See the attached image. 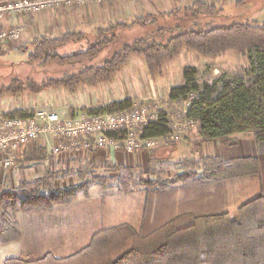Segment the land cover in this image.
I'll use <instances>...</instances> for the list:
<instances>
[{
	"label": "trees",
	"instance_id": "obj_1",
	"mask_svg": "<svg viewBox=\"0 0 264 264\" xmlns=\"http://www.w3.org/2000/svg\"><path fill=\"white\" fill-rule=\"evenodd\" d=\"M223 18V10L196 0L186 9L156 12L130 23L115 22L97 28L92 34L72 30L57 37H37L20 51L28 54L27 63L49 70L44 75L13 78L8 85L0 86V97L37 95L49 89L74 93L81 85L109 84L133 57L140 58L149 77L156 80L163 76L164 63L178 57L183 50H193L207 58L236 51L246 54L249 63L240 76L224 73L200 82L197 67H184L183 83L170 89L169 109L159 110V120L143 127L141 136L165 139L173 131L172 119L177 118L193 121L202 141L229 142L234 135L252 133L257 142H264V21L216 23ZM137 28L147 31L119 46L111 56L100 57L104 50L122 42L120 36L125 32ZM71 44H79L82 48L71 54L59 53L60 48ZM185 102L189 106L178 111L177 107ZM134 103L135 100L126 97L88 112H119L135 106ZM25 114L27 112L15 110L7 115ZM42 151L35 149L26 159H37ZM209 161L216 164L215 173L224 178L260 175L256 157L229 162L211 158ZM182 163L186 171L177 179L187 181L194 174L192 168L198 167L199 162L187 157ZM117 169L121 172L122 183L136 179L133 168L117 166ZM47 185L48 192L43 195L27 188L22 191L0 187V245L22 238L17 218L20 212L26 215L49 213L54 205L76 199L83 188L72 185L58 189L52 181ZM84 194L88 196L87 192ZM161 223L147 233H135L127 225L131 230L128 235L119 226L109 227L89 245L69 256L56 257L47 253L34 260L9 258L4 264H264V192L242 203L235 217L226 210L205 214L188 211L170 216ZM99 236H103L102 239H98Z\"/></svg>",
	"mask_w": 264,
	"mask_h": 264
},
{
	"label": "rangeland",
	"instance_id": "obj_2",
	"mask_svg": "<svg viewBox=\"0 0 264 264\" xmlns=\"http://www.w3.org/2000/svg\"><path fill=\"white\" fill-rule=\"evenodd\" d=\"M233 21L237 20L224 15V18L216 23L229 24ZM146 31L147 29L137 28L131 32H125V35L120 36L122 42L104 50L100 57L111 56L119 46L130 43ZM81 48L79 44H71L60 48L59 53L71 54ZM27 57L28 54L23 52L0 53V86L8 85L15 77L47 73L48 67L29 64L26 62ZM133 58L132 60L135 61L131 66L141 68L135 73L130 87L125 84L120 86L121 89L115 94L116 98L131 94L135 100V106L151 105L160 111L169 109L167 105L169 89L172 88L171 86L178 85L184 67H197L200 70L199 81L206 82L224 73L243 75L249 66L247 55L241 52L228 51L218 57L207 58L196 51L183 50L178 57L164 63L163 76L152 80L142 60L137 57ZM101 97L103 100L107 99V95ZM177 108L178 111L185 110L187 103ZM172 121V132L176 127L186 130L184 137L189 140L197 134L195 133L196 124L187 121L182 128L184 124L181 125L182 120L173 118ZM173 135V138H168L170 142L180 139V135L175 133ZM46 139L50 140V148H52L51 137ZM46 139L39 140L46 142ZM164 142L168 141L159 140L157 148L150 152L155 153L161 149V144ZM22 153L19 154L22 155ZM158 155L160 156L159 153ZM25 156L20 159L16 158L14 161L13 166L19 173L21 170L30 169ZM183 160L180 159L176 163L180 162L178 165H183ZM171 171L174 173L175 167L173 164L170 166L168 162L159 163L157 166L152 164L146 169L137 167L132 171L136 179L133 182L122 183L121 172L117 166L108 163L100 166L89 164L71 169L66 168L56 173L46 172L43 174L45 175L43 179L37 180L38 175L37 178L31 177L25 185L22 184L23 186L20 181H17L18 190L23 191L27 188L40 195L47 194V183L51 181L58 189L72 185H80L83 188L77 194L76 199L67 204L56 205L49 213L20 215L19 220L27 240L20 245V252H17L15 257L34 260L44 257L47 253L54 254L56 257H66L89 245L99 233L109 227L119 226L125 235L131 232L127 225L135 233H147L158 228L165 219L181 212L194 211L198 214H205L226 210L232 217H235L237 208L260 192L258 181L260 175L224 178V175L214 173L211 178L208 173L195 174L194 172L189 180L181 181L177 179V175L169 178L168 172ZM39 181L42 185H38ZM8 183L7 189H15L10 185L12 183L10 176ZM84 192H87L88 196ZM102 237L99 236L98 239Z\"/></svg>",
	"mask_w": 264,
	"mask_h": 264
},
{
	"label": "crops",
	"instance_id": "obj_3",
	"mask_svg": "<svg viewBox=\"0 0 264 264\" xmlns=\"http://www.w3.org/2000/svg\"><path fill=\"white\" fill-rule=\"evenodd\" d=\"M195 1L106 0L101 3L90 2L73 7H62L57 10H47L36 14H7L0 19V32L6 31L10 33L13 30L20 29V37H7L4 40H0V53L21 52L20 49L25 44L37 37H57L62 33L72 30L92 34L97 28L108 26L115 22L130 23L138 17L152 15L156 12H171L186 9L192 6ZM201 1L223 10L226 17L233 18L234 20L264 21V0ZM133 61L135 60H131L129 66L123 69V71H120L109 84H102L95 87L81 85L74 93L64 89H49L37 95L24 93L18 96H2L0 97V114H10L15 110H22L27 113L34 110H54L62 115L72 116L80 112H87L89 109L95 107L107 105L115 100H122L126 97H131L134 100L131 94H126L119 98L115 96L119 92L118 90L121 89L120 86L122 87L125 84V86L130 87L136 75L135 73L141 68L140 66H131ZM140 65L142 66V63ZM182 83L181 73L180 82L177 84L181 85ZM101 92L102 94H100ZM103 95H107L106 100H103L101 97ZM186 122L183 121L181 123V125L184 123L182 128ZM174 133L180 135L179 140L170 142L169 137L167 139L160 138V140L168 141L161 144V149H158L155 153L144 150L137 154H129L124 150H115L113 148H93L77 153L67 151L54 154L50 148V140L46 139V142L38 140L27 150H24L22 155H16V158L20 159L24 155L28 154L29 156L33 154L35 149L43 150L37 159L27 160V156L24 157L29 164V172L27 170H21V173H19L14 166L6 168L3 163V156H0V187L7 189L6 186H9V176L12 181L10 185H12V188L17 189V181L23 184L29 181L31 177L37 178V175V180H40L45 176L43 174L49 171L56 173L66 168L71 169L89 164L100 166L106 163L112 166L131 167L133 169L142 167L146 169L152 164L157 166L159 163L168 162L170 166L173 164V167H175L174 173L172 171L168 172L170 178V176L172 177L174 175L180 176L186 171L184 166L178 165L180 162L176 163V161L187 157L194 158L199 162V166L192 168L191 171L195 172V174L200 172L204 174L208 173L212 178L214 176L213 173H215L214 169H216V164L211 163L212 161L207 162L211 158H218L224 162H229L237 158L256 157L260 163V177L258 179L260 192H264V142H257L252 133L234 135L230 138L229 142H224L219 139L202 141L197 134H195L192 140H189L184 137L187 131L178 129V127L174 130ZM195 133H197V130ZM38 183V185H42L41 181ZM20 215L26 214L20 212L17 217L22 231V238L18 242L0 245V264H4L9 258H15V254L20 252V245L27 240L23 226L19 220L21 219Z\"/></svg>",
	"mask_w": 264,
	"mask_h": 264
},
{
	"label": "built area",
	"instance_id": "obj_4",
	"mask_svg": "<svg viewBox=\"0 0 264 264\" xmlns=\"http://www.w3.org/2000/svg\"><path fill=\"white\" fill-rule=\"evenodd\" d=\"M103 1L106 0H0V19L11 13L36 14ZM20 31H2L0 40L19 38ZM153 108L151 105H141L119 112L87 111L72 116L54 110H34L23 116L0 114V156H3L4 166L11 167L17 154L39 139L48 137L53 141L51 150L54 154L67 151L77 153L93 148H113L129 154L151 151L157 148L160 138L142 137L141 131L159 120V110ZM173 133L168 137L173 138Z\"/></svg>",
	"mask_w": 264,
	"mask_h": 264
}]
</instances>
